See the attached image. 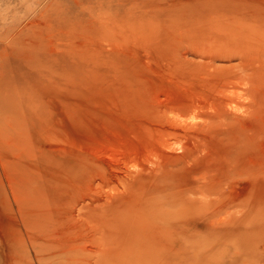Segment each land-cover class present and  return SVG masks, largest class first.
I'll list each match as a JSON object with an SVG mask.
<instances>
[{
  "label": "rangeland",
  "instance_id": "374dc122",
  "mask_svg": "<svg viewBox=\"0 0 264 264\" xmlns=\"http://www.w3.org/2000/svg\"><path fill=\"white\" fill-rule=\"evenodd\" d=\"M260 260L264 0H0V264Z\"/></svg>",
  "mask_w": 264,
  "mask_h": 264
},
{
  "label": "bare ground",
  "instance_id": "6f19581e",
  "mask_svg": "<svg viewBox=\"0 0 264 264\" xmlns=\"http://www.w3.org/2000/svg\"><path fill=\"white\" fill-rule=\"evenodd\" d=\"M210 23H211V22H210ZM214 33H215V32H214ZM212 40H213V39H212ZM225 40H226V39H225ZM226 42H227V41H226ZM227 45H228V43H227ZM227 45H226V46H227ZM208 46H209V44H208ZM224 46H225V45H224ZM205 47H206V46H205ZM227 47H228V46H227ZM201 48H203V47H201ZM208 48H209V47H208ZM214 48H215V47H214ZM225 48H226V47H224L223 49L225 50ZM217 49H218V48H217ZM204 50H207V49L204 48ZM219 51H220V50H219ZM219 51H217L216 49H213V48H212V49L210 48L209 50H207V52H208L209 54H207L206 57H207V62H208V64H209L210 66L213 65V64H211V63H212L213 60H214V59H212V56H213V55L215 56V55H217V54H220V53H217V52H219ZM225 51H226V50H225ZM216 53H217V54H216ZM227 53H228V52H227ZM230 55H233V54H230ZM230 55H229V56H230ZM200 61H201V60H200ZM217 70H218V69H217ZM218 72H221V71H218ZM214 73H215V71H214ZM217 74H218V73H217ZM175 204H176V203H175ZM175 204L173 203L172 206H175ZM170 218H171V217H170ZM168 219H169V218H168ZM159 249H160V248H159ZM159 249H158V250H159ZM150 253H151V252L147 253L146 255L148 256ZM161 253H162V252H161ZM164 253H165V252H164ZM166 253H167V252H166ZM157 254H158V253H157ZM159 254H160V253H159ZM146 255H145V256H146ZM184 256H185V254H184ZM158 257H159V256H158ZM182 259H183V258H182ZM185 260H186V259H185ZM262 262H263V261L260 260V261L252 262L251 264H260V263L262 264ZM263 264H264V263H263Z\"/></svg>",
  "mask_w": 264,
  "mask_h": 264
}]
</instances>
